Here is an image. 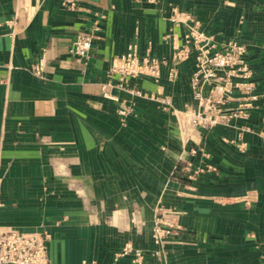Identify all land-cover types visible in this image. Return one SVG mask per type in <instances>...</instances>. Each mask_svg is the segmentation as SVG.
Instances as JSON below:
<instances>
[{"label": "crops", "instance_id": "obj_1", "mask_svg": "<svg viewBox=\"0 0 264 264\" xmlns=\"http://www.w3.org/2000/svg\"><path fill=\"white\" fill-rule=\"evenodd\" d=\"M63 1L0 0V230L50 234L51 264H130L114 262L126 242L147 264H264V0ZM186 14L247 46L257 94L248 118L192 138L195 62L171 61ZM82 33L87 58L71 51ZM132 47L167 60L162 78L109 84ZM159 217L176 227L155 242Z\"/></svg>", "mask_w": 264, "mask_h": 264}, {"label": "built area", "instance_id": "obj_2", "mask_svg": "<svg viewBox=\"0 0 264 264\" xmlns=\"http://www.w3.org/2000/svg\"><path fill=\"white\" fill-rule=\"evenodd\" d=\"M63 4L74 5V0H64ZM181 12L174 9L172 20L175 24L183 22L179 18ZM188 30L183 43L178 45L172 63L193 59L195 70L191 75L192 103L185 111L184 124H179L184 138H192V132L198 128L208 129L216 125H235L240 119H246L257 98L254 71L247 59V46L236 39L219 42L204 30L199 21L186 14ZM94 35L78 34L74 41L72 53L87 58L93 46ZM167 64L165 58L151 55L140 56L132 47L127 50L118 63L108 71L109 84L115 79L120 85L127 83L129 78L151 76L162 78V66ZM45 59L42 58L34 66V71L42 75ZM168 79L178 77V69L171 65ZM121 116H126L130 109L121 107ZM187 128V129H186ZM196 153V149L192 150ZM209 169H213L212 166ZM186 178L194 179L204 168H194L191 164L183 168ZM162 221L157 220L153 229L155 242H160L171 235L174 224L166 229L159 228ZM50 234L25 233L17 230H0V264H51L48 242ZM130 257V264H147L145 252L132 242H126L114 252V262L123 257Z\"/></svg>", "mask_w": 264, "mask_h": 264}, {"label": "rangeland", "instance_id": "obj_3", "mask_svg": "<svg viewBox=\"0 0 264 264\" xmlns=\"http://www.w3.org/2000/svg\"><path fill=\"white\" fill-rule=\"evenodd\" d=\"M157 220H160L162 221V225H157L159 228H162V229H166L169 225L171 224H174V223H168L166 222L165 220H163V218L159 217ZM176 227V224H174V227H173V231H174V228ZM172 231V232H173Z\"/></svg>", "mask_w": 264, "mask_h": 264}]
</instances>
